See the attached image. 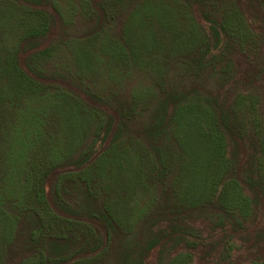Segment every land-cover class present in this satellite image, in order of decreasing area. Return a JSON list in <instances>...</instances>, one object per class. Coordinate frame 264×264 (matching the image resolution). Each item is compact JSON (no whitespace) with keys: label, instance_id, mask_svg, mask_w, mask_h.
<instances>
[{"label":"rangeland","instance_id":"rangeland-1","mask_svg":"<svg viewBox=\"0 0 264 264\" xmlns=\"http://www.w3.org/2000/svg\"><path fill=\"white\" fill-rule=\"evenodd\" d=\"M234 1L198 0L177 12L169 0H44L31 7L27 19L47 11L54 25L31 39V74L23 70L39 91L22 117L0 198V264H43L51 245L67 246L66 264H122L123 254L144 248L159 230L184 231L191 244L157 245L144 264H264L262 204L240 200L252 155L247 121L264 97V33L257 29L264 0ZM200 5L233 32L239 64L231 75L205 65ZM50 72L85 91L38 79ZM107 92L128 104L130 115L114 144ZM170 93L179 98L175 106L166 102ZM194 94L217 98L231 112L237 145L227 141L217 159L214 145L198 137L205 106ZM160 120L165 128L153 133ZM41 167L43 186L34 181ZM84 195L113 218L101 251L97 224L60 212L90 208Z\"/></svg>","mask_w":264,"mask_h":264},{"label":"trees","instance_id":"trees-1","mask_svg":"<svg viewBox=\"0 0 264 264\" xmlns=\"http://www.w3.org/2000/svg\"><path fill=\"white\" fill-rule=\"evenodd\" d=\"M44 0H0V198L3 196L5 187L10 184V157L12 152V145L17 136L22 117L27 112L29 106L38 99V84L33 82L32 79L25 75L31 74L29 64H27L29 54L35 49L36 46L30 44L33 37L40 34L47 35L52 26L54 25L53 16L47 11H39L37 17L33 20L27 19L26 16L31 7L42 5ZM234 2H237L236 0ZM238 3V2H237ZM198 0H169L170 11L190 7L196 8ZM202 6V5H200ZM200 19H202L208 28L206 36V50H205V65L209 67L214 74H233L239 64L235 58L236 48L233 42V32L216 18L215 10L211 8L205 9L203 6L198 8ZM264 23V22H263ZM264 33V26L257 28ZM53 45L48 46L43 51H52ZM24 53L25 58L23 60ZM24 62V64L22 63ZM25 76L26 78H24ZM39 75L38 79L47 83H69L72 87L84 92V87L77 81H68L60 74L53 72ZM55 77L57 80L53 79ZM51 78V79H49ZM50 80V81H47ZM167 103L175 106L179 98L175 94H168ZM105 104L111 109L113 114L108 124H113L111 141L113 144L118 140L123 132L127 131V122L130 119L128 104L118 99L115 92H107L104 96ZM194 99L202 101L205 110L203 113L204 126L202 131L198 134L200 139H207L209 143L214 145L217 152L216 159L219 157L222 147L230 141L231 145H237L238 141L235 136V127L230 122L231 112L228 108H222L217 98L204 97L199 94H194ZM262 106H260L255 116L248 119V129L251 133L245 136L244 142L251 148L252 155L249 163L244 166V177L242 182L244 191L247 193H240V200L246 204V199L256 205L262 204L263 220H264V97L261 98ZM166 110V109H165ZM116 115V116H115ZM230 122V123H229ZM166 125L158 123L153 133L162 132ZM245 144V145H246ZM219 152V153H218ZM191 160V159H190ZM41 166V164H40ZM34 181L37 180L39 186H43L44 177L47 173L45 170L37 169L34 172ZM241 173V172H240ZM232 176L234 172L232 170ZM235 181L238 179L234 176ZM245 187V188H244ZM240 188V186H239ZM242 189V191H243ZM241 190V188L239 189ZM86 196H83L82 202L89 205ZM248 201V200H247ZM248 202V205L250 203ZM82 208L81 210L71 211L61 209L60 212L65 216L85 217L98 225L101 240H98L95 246L101 251L105 246L102 235L109 237L113 229V218L106 211L93 207ZM251 206V205H250ZM248 206L246 209H249ZM244 219L248 217L244 211ZM242 218V217H241ZM236 220L235 218H233ZM240 220L234 222V225L240 227ZM235 228L234 230H236ZM157 238L144 242V248L139 245L132 247V253L124 256L122 264H144V258L147 253L155 248L157 245L162 246L161 249L166 247L168 242H173L172 247H178L179 242L184 245L191 244L188 234L184 231L168 232L166 230H159ZM199 244V243H198ZM105 248V247H104ZM52 253V258L42 256L43 264H66L64 256L67 246H52L49 247Z\"/></svg>","mask_w":264,"mask_h":264}]
</instances>
